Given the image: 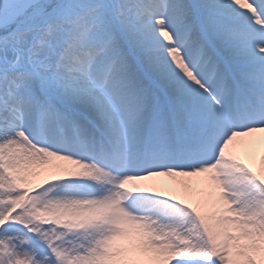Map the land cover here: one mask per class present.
<instances>
[{
	"label": "snow or ice",
	"instance_id": "1",
	"mask_svg": "<svg viewBox=\"0 0 264 264\" xmlns=\"http://www.w3.org/2000/svg\"><path fill=\"white\" fill-rule=\"evenodd\" d=\"M0 264H264V0H0Z\"/></svg>",
	"mask_w": 264,
	"mask_h": 264
}]
</instances>
